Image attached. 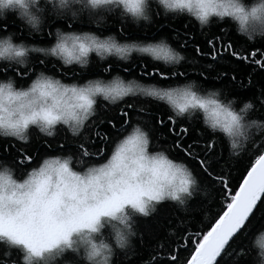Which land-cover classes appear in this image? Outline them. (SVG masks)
I'll use <instances>...</instances> for the list:
<instances>
[{"label": "clouds", "instance_id": "clouds-1", "mask_svg": "<svg viewBox=\"0 0 264 264\" xmlns=\"http://www.w3.org/2000/svg\"><path fill=\"white\" fill-rule=\"evenodd\" d=\"M153 7L164 16H187L201 29L227 20L247 41L264 39V0H0V21L12 15L39 34L46 13L75 23L89 14L96 19L104 14L106 20L115 12L139 26L151 24ZM133 55L168 68L185 61L166 37L120 40L115 33L58 27L52 43L41 45L17 40L12 32L0 35V66L11 65L31 76L22 86L13 75L0 76V139L27 144L31 129L53 139L63 128L74 141L87 144L84 130L97 115V102L116 106L130 97L163 102L172 118L199 116L210 133L224 138L232 158L257 137L264 138V120L250 115V100L237 105L222 89L203 88L195 80L162 86L112 73L66 81L31 66L32 56H39L42 64L50 60L86 72L93 57L100 64L110 59L126 64ZM102 71L107 74L108 68ZM198 195L203 198L207 192L192 169L153 147L143 122L132 123L103 159L93 160L91 152L87 157L82 152L56 153L41 157L23 173L0 160V260L113 264L117 252L133 246L137 218H149L164 203L183 210ZM248 247L253 264H264V228L253 234Z\"/></svg>", "mask_w": 264, "mask_h": 264}, {"label": "trees", "instance_id": "trees-1", "mask_svg": "<svg viewBox=\"0 0 264 264\" xmlns=\"http://www.w3.org/2000/svg\"><path fill=\"white\" fill-rule=\"evenodd\" d=\"M152 16L151 24L136 26L125 22L120 18V14L115 12L107 14L106 20H104V14L100 15V19L89 14L87 17L81 16L75 23L63 16L46 13L43 30L39 34H33L22 22L9 15L6 20L0 21V35L12 32L17 40L41 45L52 43L54 31L58 27L66 30L87 29L98 32L100 35L115 33L120 40L154 41L160 37H166L172 46L185 56V61L178 67L168 68L160 63H153L147 57L135 55L131 62L126 64L113 59L100 64L93 57L86 72L75 68L65 69L50 60L42 64L39 56H32L31 66L35 70L43 69L52 72L66 81H82L88 77L101 75L106 77L112 73H119L125 78L135 77L141 81L162 86L195 80L203 88L222 89L226 97L236 98L237 105L250 100L254 105L250 115L264 120V67L255 64L252 57L247 55L253 50L264 51V39H258L255 42L247 41L237 35L227 20L223 23L214 21L207 28L201 29L187 16H164L155 7L152 9ZM216 37H219V40H215ZM209 39H213L216 43L217 59L215 61L211 58L213 53L209 52L211 45L206 44ZM221 43L233 45L234 50L241 57L247 58L237 59L232 54V50L223 51L220 47ZM196 48L201 51L197 53ZM104 68H108L107 74L102 71ZM154 70L165 73L168 78L154 76ZM173 72L175 75H172ZM6 75H13L17 84L21 86L26 85L31 78L28 72L11 65L0 66V76ZM129 103L132 104L131 108L127 107ZM121 110L129 113V116L125 118L127 123H121L117 119L121 115ZM96 111L97 115L84 130L93 160L103 159L113 142L123 135L132 123L143 122L144 128L150 134L153 147L166 150L174 160L184 161L207 192L206 197L202 198L198 195L183 210L173 204L164 203L149 218H137L138 235L133 241V246L126 252H117L113 264H152V257L163 260L164 264H171L168 260L169 252L177 256L175 264H186L190 253L195 250V244L192 241L198 242L196 234L202 236L215 218L222 214L229 202L227 198L238 190L256 155L264 153V149H257V145L264 143V138L257 137L243 154L232 158L228 155L224 138L219 133H210L202 125L199 116L190 120L173 118L176 122L173 125L168 119L172 113L163 102L130 97L116 106H109L103 101H98ZM109 119L116 125L115 128L112 124L106 123ZM165 124L168 127H165ZM173 127L177 131L180 127L188 128V135L181 136L178 140L171 130ZM95 133L107 136V140L101 143ZM29 135L31 140L27 144L13 139H0V160L12 163L18 173L33 167L45 155L82 151L81 143L74 141L63 128L57 129L53 139L41 137L35 129H31ZM208 139H212L215 144L210 155L204 148V142ZM180 141L182 144L177 147ZM188 146L192 147L193 156L197 152L201 153L198 159L194 160L188 156L186 151ZM205 155L207 159H204ZM201 160L203 164H200ZM206 165L210 167H205ZM261 228H264V201L259 202L242 230L230 242L228 254L225 256L226 264H253L254 256L248 244L253 234ZM0 264L4 262L0 260Z\"/></svg>", "mask_w": 264, "mask_h": 264}, {"label": "snow or ice", "instance_id": "snow-or-ice-1", "mask_svg": "<svg viewBox=\"0 0 264 264\" xmlns=\"http://www.w3.org/2000/svg\"><path fill=\"white\" fill-rule=\"evenodd\" d=\"M215 40H219V37H216ZM207 45H211L209 52L213 53L212 60L215 61L217 56L216 52V43L213 39L206 41ZM220 47L223 51L232 50V54L237 57V59H246L247 57H241L239 53L234 50L233 45L230 44H220ZM195 51L199 53L201 50L196 48ZM248 56H251L253 62L261 67H264V51L257 52L253 50L250 53H247ZM211 66V65H209ZM159 75L162 79H167V75L163 72H156L154 70V76ZM175 75V72L172 73ZM181 75L183 73L181 72ZM128 108L132 107V104L127 105ZM129 116L127 111L121 110V115L117 118L121 123H127L126 117ZM169 121L176 123L173 118L170 116ZM105 123V121H101ZM108 124H112V127L115 128L116 125L111 119L106 121ZM165 127H168L165 124ZM174 134L177 136L178 140L181 136L188 135V128L180 127L177 131L174 127L171 129ZM99 137L101 143L107 140V136H104L100 133H95ZM182 141L177 144V147H180ZM90 145L81 143L80 148L82 154L87 157L89 155ZM215 144L212 139L205 140L204 148L207 154H211V151L214 149ZM257 149H264V143L257 145ZM97 150L99 151V146L97 145ZM187 154L189 157H192L194 160L198 159L201 153L197 152L193 156L192 147L188 146ZM25 159V157H22ZM204 159H207V155L204 156ZM200 164H203V160L200 161ZM205 167H210L206 165ZM219 180L220 177L218 176ZM227 183V181H223ZM229 202L226 204L225 208L222 211V214H219L218 218H215L214 222L210 224L208 230H206L202 236L196 234L198 237V242L192 241L195 244V250L190 253V258L187 259L186 264H226L225 256L228 254V247L230 242L235 238V235L242 230L245 222L250 218V214L253 213L254 208L257 206L258 201H264V153H258L254 162L251 164L250 170L247 171V175L243 177L242 182L239 184L238 190H235V194L227 198ZM20 243H27L25 241H18ZM178 254V250H177ZM177 256H174L169 252L168 260L171 264H175ZM152 264H164L163 260H157L155 257H152Z\"/></svg>", "mask_w": 264, "mask_h": 264}, {"label": "water", "instance_id": "water-1", "mask_svg": "<svg viewBox=\"0 0 264 264\" xmlns=\"http://www.w3.org/2000/svg\"><path fill=\"white\" fill-rule=\"evenodd\" d=\"M258 203H259V201H258ZM255 209V208H254ZM251 215V214H250ZM247 222V221H246ZM246 222H245V224H246ZM244 227V226H243ZM236 236V235H235Z\"/></svg>", "mask_w": 264, "mask_h": 264}, {"label": "bare ground", "instance_id": "bare-ground-1", "mask_svg": "<svg viewBox=\"0 0 264 264\" xmlns=\"http://www.w3.org/2000/svg\"><path fill=\"white\" fill-rule=\"evenodd\" d=\"M259 202H260V201H259ZM258 204H259V203H258ZM258 204H257V205H258ZM256 207H257V206H256ZM256 207H255V208H256Z\"/></svg>", "mask_w": 264, "mask_h": 264}]
</instances>
